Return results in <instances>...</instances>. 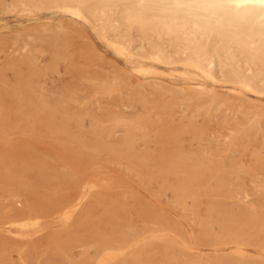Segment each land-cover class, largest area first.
I'll return each mask as SVG.
<instances>
[{"label":"rangeland","instance_id":"obj_1","mask_svg":"<svg viewBox=\"0 0 264 264\" xmlns=\"http://www.w3.org/2000/svg\"><path fill=\"white\" fill-rule=\"evenodd\" d=\"M2 2L9 5L14 0ZM43 32L45 41L39 39ZM131 38L135 45L140 43L137 32ZM207 90L210 93L198 95L179 77L136 74L130 62L68 16L3 14L0 264H94V241L106 244L133 231L156 228L160 222L198 246L208 243L199 221L220 197L202 196L194 212L182 210L172 191L163 188L156 166L138 159L141 155L155 161L162 155L192 158L209 151L227 163L252 168V154L264 140V98L233 93L223 84H209ZM31 110V115L22 114ZM51 115L72 117L68 136L79 135L87 146L93 144L92 128L106 134L116 116L145 123L152 139L136 140L129 158L110 151L94 157L89 149L73 148L70 137L51 131L47 125ZM256 115L261 117L262 134L239 139L241 152L227 150L229 131ZM123 140V131H118L110 133L104 144L115 146ZM127 161L138 165V173L126 169ZM94 178L109 188L93 192L71 223L57 222V213L80 192L82 183ZM166 182H174L173 177ZM239 183L250 193L249 203L264 205V196L256 193L249 176ZM15 193L22 195L20 202L12 197ZM232 202L225 200L230 206ZM185 206L192 207L191 201ZM29 215L41 217L42 231L29 230L21 237L7 230L8 220ZM161 250L153 248L149 264H160ZM177 254V264L199 257L194 251ZM204 254L208 261L215 256Z\"/></svg>","mask_w":264,"mask_h":264},{"label":"bare ground","instance_id":"obj_2","mask_svg":"<svg viewBox=\"0 0 264 264\" xmlns=\"http://www.w3.org/2000/svg\"><path fill=\"white\" fill-rule=\"evenodd\" d=\"M5 13L28 18L43 13L68 16L130 62L134 72L143 77H179L188 81L198 95L210 93L209 84H223L233 93L264 98V0H14L9 5L0 0V20ZM133 31L140 37L137 45L131 38ZM39 39H47L44 32ZM146 46L148 50H144ZM32 111L22 114L31 115ZM62 117L51 115L47 125L51 131L68 136L67 124L72 117ZM111 127L106 134L92 128L91 146L85 145L79 135L68 137L73 148L89 149L94 157L110 151L116 157L127 158L133 155L136 140L145 143L152 139L146 124L140 121L116 116ZM118 131H123L124 140L115 146L105 145L110 133ZM229 132L225 136L229 140L227 150L241 152L244 146L239 139L248 141L251 134H262L261 117L256 115ZM201 152L192 158L162 155L155 161L152 156L141 155L138 159L141 164L156 166L163 188L172 191L182 210L194 212L202 196L220 197L207 206L206 216L199 221L208 243L198 246L160 222L156 228L133 231L106 244L94 241V264H149L154 247L162 249L160 264H177L178 251L199 254L185 264H264V205L249 203L250 193L242 191L239 183L244 175L249 176L256 193L264 196V178H259L264 176V140L252 154V168L227 163L209 151ZM129 161L126 169L138 173V165ZM168 176L174 182L167 183ZM201 187L205 188L200 193ZM106 188L109 185L99 178L84 181L80 192L57 213L56 221L71 223L91 194ZM21 196L12 195L16 202ZM188 200L190 208L185 206ZM225 200L234 202L230 206ZM5 225L21 237L29 230H43L38 215L12 218ZM207 252L215 255L211 261L204 259Z\"/></svg>","mask_w":264,"mask_h":264}]
</instances>
